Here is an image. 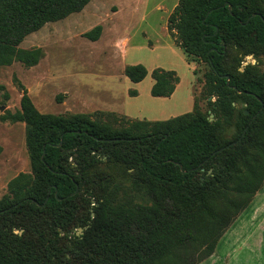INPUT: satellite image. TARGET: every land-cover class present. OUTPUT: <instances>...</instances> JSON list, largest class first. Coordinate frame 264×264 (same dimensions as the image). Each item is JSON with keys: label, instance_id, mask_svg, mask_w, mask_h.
<instances>
[{"label": "trees", "instance_id": "obj_1", "mask_svg": "<svg viewBox=\"0 0 264 264\" xmlns=\"http://www.w3.org/2000/svg\"><path fill=\"white\" fill-rule=\"evenodd\" d=\"M92 1L0 0V67L37 66L43 50L24 40ZM102 30L84 36L96 42ZM168 30L189 63L207 66L200 83L215 121L197 100L165 121L42 114L19 83L21 107L2 119L25 123L31 173L0 199V264H201L263 189L264 73L239 69L264 53V0H179ZM124 72L135 84L149 74ZM151 76V96L172 97L177 73ZM108 165L131 171L129 187Z\"/></svg>", "mask_w": 264, "mask_h": 264}, {"label": "rangeland", "instance_id": "obj_2", "mask_svg": "<svg viewBox=\"0 0 264 264\" xmlns=\"http://www.w3.org/2000/svg\"><path fill=\"white\" fill-rule=\"evenodd\" d=\"M178 2L93 0L80 13L49 23L24 40L22 49L40 48L44 57L32 68L20 63L0 67V199L13 178L31 173L25 123L2 119L21 107L23 92L19 83L42 114H86L102 119V113H112L125 121H165L192 112L197 100L210 121H215L209 108V102L215 99L204 96V84L200 83L207 66L189 63L168 30V19ZM97 26L103 28L100 39L88 40L84 35ZM261 55L247 56L239 71L251 65L264 73V53ZM137 64L149 72L140 84L132 83L124 72L127 66ZM156 69L175 71L179 76L180 87L170 99L151 96V74ZM236 132V127L230 125L226 137ZM102 171L129 187L131 171L127 168L108 165ZM233 230L236 243L231 244L239 249L231 255L230 264H264V187L236 220ZM82 233L78 230L77 235ZM225 246L223 240L216 248L219 264L228 263L222 260ZM209 259L208 263L214 261L213 256Z\"/></svg>", "mask_w": 264, "mask_h": 264}, {"label": "crops", "instance_id": "obj_3", "mask_svg": "<svg viewBox=\"0 0 264 264\" xmlns=\"http://www.w3.org/2000/svg\"><path fill=\"white\" fill-rule=\"evenodd\" d=\"M152 87V86H151ZM179 87H180V83L177 85V87H176V91H175V93L177 92V90L179 89ZM175 93L172 95V97L175 95ZM171 98V97H170ZM170 98H162V99H170ZM247 210V209H246ZM245 210V211H246ZM244 211V212H245ZM243 212V213H244ZM242 213V214H243ZM234 225H235V223L233 224V226L227 231V233L225 234V236L222 238V240L221 241H223L224 240V242H225V250H226V252H225V254H224V256L222 257V260L224 261V260H227V264H230V261L232 260V254L233 253H235L238 249H239V247L237 246V245H234L233 243L231 244V241L232 242H234L235 241V238H234V234H235V231L233 230L234 229ZM227 240V241H226ZM220 241V242H221ZM235 243H236V241H235ZM216 254V253H215ZM215 254L213 255V257H214V261H212L211 263H208L209 262V260L210 259H208V260H206L204 263H202V264H219L220 262L219 261H216V259H215ZM221 260V261H222ZM236 264V263H235Z\"/></svg>", "mask_w": 264, "mask_h": 264}, {"label": "water", "instance_id": "obj_4", "mask_svg": "<svg viewBox=\"0 0 264 264\" xmlns=\"http://www.w3.org/2000/svg\"><path fill=\"white\" fill-rule=\"evenodd\" d=\"M254 34H255V33H254ZM246 113H248V112H246ZM79 231H80V233H82L83 229L80 228Z\"/></svg>", "mask_w": 264, "mask_h": 264}]
</instances>
